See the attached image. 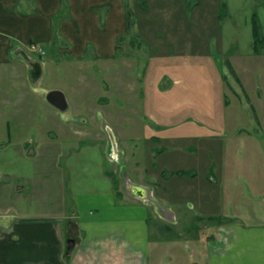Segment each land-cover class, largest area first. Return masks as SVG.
I'll return each instance as SVG.
<instances>
[{"label": "crops", "instance_id": "crops-1", "mask_svg": "<svg viewBox=\"0 0 264 264\" xmlns=\"http://www.w3.org/2000/svg\"><path fill=\"white\" fill-rule=\"evenodd\" d=\"M130 26L125 0H0V122L6 124L14 120L17 124L21 121L14 127L16 130L38 127L47 128L50 132L58 128L62 133L68 128L67 123L72 122L75 126H71L81 133L82 124L100 120L106 128L114 130L119 145L115 123L119 124L126 116L121 118L116 111L104 109L99 119L96 113L100 106L96 100L93 104L91 99L89 109L78 111L81 125H77L73 120L76 118L68 120L62 114L64 111L50 102V106H45L49 91L40 92L34 85L45 73L57 75L63 58L68 59L66 63H85L88 59L111 65L109 60L116 58L121 42L130 36ZM137 32L153 56L156 54L159 59L164 55L166 44L158 36L160 30L154 25L151 28L140 23ZM32 45H36L37 50ZM22 50L42 63L43 74L37 82L31 78L32 67L29 60L20 54ZM195 50L192 47L188 51L191 58L187 64L194 62ZM209 50L208 46V55ZM232 65L235 64L232 62ZM79 78L82 82L92 80L84 74ZM153 79L155 92L162 78L155 76ZM5 82L13 88V99L10 96L12 88L8 89ZM176 90L181 92L179 87ZM92 92L90 85L84 87L81 84V89L74 91L73 95L96 97ZM154 95L157 97L159 94L155 92ZM37 97L43 105V112L34 107ZM157 109L155 125L161 133L153 136L159 143L164 141L166 146L147 147L140 155L142 159L139 157L136 165L131 166L133 172H129V187L124 186L128 194L126 199L123 188L109 168L102 178L108 179V183L101 180L105 189L71 190L73 197L69 195L56 205L59 212L55 209L52 213L23 215L19 205L0 204V217L10 219L7 225L0 226V264H152L153 248L158 249L157 252L163 248L155 239L156 233H162L157 229L177 223L182 209L179 194L185 188L195 189L190 185L194 178L185 174L188 173V164L195 158L187 146L195 142L198 143L195 150L197 159L202 160L203 165L200 174L210 190L212 184H218L220 199L216 206L222 209L218 214L216 206H212L215 191L209 190L208 193L195 189L199 190L197 194L206 192L213 196V203H209L213 209L206 214L219 220L216 232L209 237L206 246L210 264H216V261L218 264H264V133L246 128L222 134L195 132L194 125L189 123H184L181 130H175L174 111ZM29 110L31 118L18 117L19 113L26 115ZM35 110L39 117L34 123ZM7 126L8 129L13 128L9 124ZM122 130L125 129L122 127ZM5 135L7 137L3 139L12 141L16 131L12 133L9 130ZM46 138L49 140L54 136ZM114 151L112 149V154L107 156L108 165H112L111 161L117 160L116 157L119 159L117 149ZM120 153L126 155L125 149L121 147ZM152 154L155 164L158 163L154 168L143 162L149 163ZM168 180L171 181L170 186ZM13 188L8 181H0V199L18 192L19 187ZM167 192L172 196L166 195ZM199 201L197 206H207L203 205L202 198ZM70 240L75 242L72 247ZM212 257L215 262L212 260L211 263Z\"/></svg>", "mask_w": 264, "mask_h": 264}, {"label": "rangeland", "instance_id": "rangeland-1", "mask_svg": "<svg viewBox=\"0 0 264 264\" xmlns=\"http://www.w3.org/2000/svg\"><path fill=\"white\" fill-rule=\"evenodd\" d=\"M125 6L130 16V39L125 37V42H121L118 55L109 60L111 65L88 59L85 63H66L68 59L63 58L57 75L45 73L34 85L40 92L63 90L70 107L62 114L68 120L76 118L73 120L77 125H81L78 111L89 109L91 99L93 104L96 100L100 106L96 113L99 119L104 109L116 111L121 118L126 116L119 124L115 123L119 145L116 139L115 146L112 142L110 132L117 137L114 130L106 128L100 120L93 123L89 119L88 124L80 126L83 127L81 133L72 127L75 126L72 122L67 123L68 128L63 133L58 128L50 132L47 128L38 127L16 130L14 127L21 121L17 124L14 120L6 124L0 122L3 125L0 127V181H8L15 189L19 187L12 197L9 194L0 199L1 205H19L23 215L52 213L55 209L59 212L56 205L69 195L73 197L76 190L105 189L101 180L108 183V179L102 178L104 171L110 169L124 191V186L129 187V172H133L131 166L136 165L139 157L142 159L140 155L144 150L166 146L164 141L159 143L153 136L161 133L155 125L157 107L174 111L175 130H181L184 123H189L194 125L195 132L222 134L246 128L264 133V42L257 51L253 36V16L256 14L264 39V0H125ZM140 23L151 28L154 25L160 30L158 36L166 44L161 58H156V54L153 56L150 47L141 42L137 32ZM192 47L196 49L194 62L187 64L191 58L188 51ZM232 62L235 68L231 67ZM80 74L89 75L92 80L82 82ZM155 76L162 78L158 91H155L159 94L157 97L152 87L156 86L153 83ZM81 84L84 87L90 85L96 97L73 95L74 91L81 89ZM4 85L11 87L8 82ZM12 90L10 96L13 99ZM44 102L45 106L51 105ZM34 107L43 112L38 97ZM145 111L148 114H144ZM23 114L19 113L18 117L26 116L25 120L32 117L30 110ZM37 114L32 120L34 123L39 117ZM10 115L14 117L15 114ZM7 124L13 128L8 129ZM9 130L12 133L16 131L12 141L3 139ZM47 135L54 136L49 138L53 143L50 144ZM121 147L126 151L124 156L120 153ZM197 147V142L187 146L196 159L188 164V173L185 174L194 178L190 185L195 189L208 193L215 191L216 198L213 203V196L206 192L197 194L199 190L192 188L181 191L182 209L177 223L157 229L162 233H156L155 239L163 248L158 252L153 248L152 264H210L206 246L209 237L216 232L219 220L208 215L213 209L209 203H213V207L219 204V187L214 183L210 190L209 184L203 181L200 174L203 171L202 160L198 161L195 153ZM112 149H117L119 159L116 157L117 160L113 159L112 165H108L107 156L112 154ZM262 153L264 156V151ZM143 162L152 168L158 165L154 154L149 163ZM167 184L170 186L171 181L168 180ZM71 190L74 192L70 193ZM123 194L126 199L128 194L126 191ZM166 195L172 196L169 192ZM201 198L206 207L197 206ZM216 211L221 214V207L216 206ZM212 260L215 262L213 257L211 263ZM215 263L218 264L217 261Z\"/></svg>", "mask_w": 264, "mask_h": 264}, {"label": "water", "instance_id": "water-1", "mask_svg": "<svg viewBox=\"0 0 264 264\" xmlns=\"http://www.w3.org/2000/svg\"><path fill=\"white\" fill-rule=\"evenodd\" d=\"M20 54H22L27 60H29L31 64V69H30V75L33 81L37 82L43 74V69H42V63L39 60H36L32 58L30 55H28L25 51H20ZM47 100L50 102L52 105H54L56 108H58L61 111H67L70 107V103L67 99V96L63 90L55 89L51 90L47 93ZM112 142L113 144L116 145L115 142V137L112 136V133L110 132ZM10 219L1 216L0 217V226L7 225L9 223ZM70 245L71 247L74 246V240H70Z\"/></svg>", "mask_w": 264, "mask_h": 264}, {"label": "trees", "instance_id": "trees-1", "mask_svg": "<svg viewBox=\"0 0 264 264\" xmlns=\"http://www.w3.org/2000/svg\"><path fill=\"white\" fill-rule=\"evenodd\" d=\"M253 36H254V49L259 51L261 45L264 42V39L262 37L261 27L259 25V19L256 14H254L253 16ZM231 67H233L232 64Z\"/></svg>", "mask_w": 264, "mask_h": 264}, {"label": "built area", "instance_id": "built-area-1", "mask_svg": "<svg viewBox=\"0 0 264 264\" xmlns=\"http://www.w3.org/2000/svg\"><path fill=\"white\" fill-rule=\"evenodd\" d=\"M32 48H33V49H37V46H36V45H32Z\"/></svg>", "mask_w": 264, "mask_h": 264}]
</instances>
